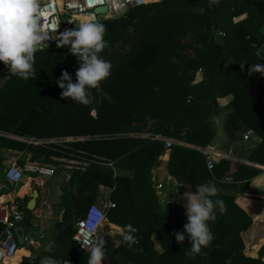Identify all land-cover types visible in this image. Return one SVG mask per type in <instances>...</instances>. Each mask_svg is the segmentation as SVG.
Listing matches in <instances>:
<instances>
[{
	"label": "trees",
	"instance_id": "1",
	"mask_svg": "<svg viewBox=\"0 0 264 264\" xmlns=\"http://www.w3.org/2000/svg\"><path fill=\"white\" fill-rule=\"evenodd\" d=\"M207 4L208 0H161L132 8L121 18L100 20L107 28V47L100 55L111 62L112 70L90 90L88 106L61 98L57 80L67 71L75 83L79 62L67 46L57 48L56 43L35 53L34 78L25 81L12 75L0 86V120L16 128L31 116L25 133L40 143L26 146L36 162L84 165L83 171L72 173L70 184L85 198L74 206V191L66 190L63 223L75 224L101 185L112 189L109 201L115 205L107 211V220L123 229L126 225L138 229L135 251L122 241L114 249L105 240L103 264H121L123 258V263L199 264L205 254L209 264H264L260 259L264 207L260 203L255 220L236 202L237 193L264 202V171L225 160L209 171L203 153L196 150L214 138L209 119L222 112L216 100L231 95L232 109L222 128L230 141L238 132L252 130L260 143L248 161L264 166V76L249 75L252 64H264L260 51L264 37L259 32L264 4L257 0H220L214 8ZM241 8L246 17L235 23ZM130 133L161 135L189 145L170 149L164 165L167 174L194 193L197 185L215 183L218 195L212 199L223 200L227 211L217 212L215 222H210L215 238L194 259L185 256L190 250L187 234L182 243L175 240L187 218L179 206H160L151 180V170L162 165L163 143L126 136ZM125 171L130 175L124 176ZM224 175L234 183L219 182ZM73 224L60 231L65 240L58 253L73 264H87L86 254L72 240ZM41 255L46 253L36 263Z\"/></svg>",
	"mask_w": 264,
	"mask_h": 264
},
{
	"label": "crops",
	"instance_id": "2",
	"mask_svg": "<svg viewBox=\"0 0 264 264\" xmlns=\"http://www.w3.org/2000/svg\"><path fill=\"white\" fill-rule=\"evenodd\" d=\"M159 1L156 0L155 2ZM232 1L233 0H227V2L229 3ZM257 1L264 4V0ZM239 11H242V13L233 18V22L235 23L243 20L246 17V13L243 11V8L239 9ZM259 32L264 37V23L260 27ZM219 33L220 32H218V35ZM260 51L264 55V47H262ZM232 100L233 97L231 95L221 97L216 100L222 112H220L219 115L213 117V120L217 123L216 126L213 125L215 135L212 142L207 145L205 149L211 151H219L221 153L227 151L228 149H232L238 156V158L243 162L242 164L252 166L264 171V166L248 161L249 154L260 143V139L256 137L254 132L248 140L249 142L247 141L248 143H246L242 139V135L246 130L238 132V138L231 141L228 139L224 130H222L224 116L228 114L232 109ZM1 109L2 107L0 105V111ZM30 122L31 116H27L26 119L22 120L16 128H9L2 120H0V219L3 218L4 210L7 206H10V204L15 201H20L24 209L26 208L28 201L31 200L33 191L38 192V198L36 200L34 209L31 211L27 210L29 211V214L24 211V221L19 224V226L23 228L25 233L24 244H17L18 251H20L19 257H16L10 261H6V263L3 262V264H22V260L23 264H41L42 260L48 256H51L61 262L68 260L67 258L62 257L63 253H58L60 243L63 239L65 240V238L60 234V231H63L67 227V225L73 224L72 221H70L69 223H63L64 213L66 209H68V204L66 203V201H64V198L66 197L65 192L67 189H72L76 196L75 200L78 197L82 198L80 203L85 198V196L80 195L79 189L77 187L70 184L72 173L75 170L83 171L84 165L77 162L63 161L64 165L55 166L38 163L35 161L34 153H32V151L28 149L26 145L38 144L40 143V141L35 140L25 133L26 128ZM126 136L131 138L151 139L154 136L159 135L130 133ZM196 150L199 151L198 148H196ZM169 154L170 150L162 151L159 157V161L162 162V165L154 167L151 170V180L154 183L156 194L160 196V206L164 209L179 206L182 209L183 216L187 218L185 214L186 210L184 207L187 201L184 199V193L189 191H191L192 193L194 192L190 186L178 183L173 177L167 174L164 165L169 158ZM13 161H16L20 166H23L25 164L37 163L53 168L59 167L61 170H59V172L55 169V175L52 178L28 173L23 176L18 184H16L15 186H10L4 180V172L8 165ZM107 166L110 167L109 165ZM110 168L112 169V167ZM123 173L124 176H127L128 174L130 175V172L128 171H125ZM53 180H55V182ZM259 183L260 181L257 182V184ZM257 184L255 183V185ZM252 189H254V187H252ZM111 191V188L100 185L98 187L95 200L92 204L103 207L106 201H109ZM227 193L234 194L233 191ZM243 194H236V202L240 206H242L249 213V215L252 216L253 219L257 220L255 214L260 210L261 204L262 207H264V202H255L248 199L246 193ZM77 205L74 204V206ZM89 206L90 205L88 204L85 205L82 209L83 212H86ZM72 226L74 229V224ZM122 230L123 228L116 226L106 220V222L103 224L102 229L100 230V238L113 243L115 249L122 241ZM2 231L3 227L0 222V236L2 234ZM260 236L262 238L260 245H263L264 233ZM43 253H46V256L41 255V260L36 263V261H38L39 259L37 257ZM260 259L264 263V253L262 254ZM123 261L124 258L121 264H140L139 262L123 263ZM199 264H209L208 254H205L202 257Z\"/></svg>",
	"mask_w": 264,
	"mask_h": 264
},
{
	"label": "clouds",
	"instance_id": "3",
	"mask_svg": "<svg viewBox=\"0 0 264 264\" xmlns=\"http://www.w3.org/2000/svg\"><path fill=\"white\" fill-rule=\"evenodd\" d=\"M46 0H0V62L8 72L22 80L35 77V53L48 47V41L55 39L56 46H67L69 52L79 62L75 72V83L67 71H63L57 80L62 89L61 98L70 99L83 106L92 103L91 91L111 75V62L102 58L100 53L107 47L104 39L106 26L98 20H81L74 29H66L53 37L58 23L49 22L48 13L44 7ZM100 0H87L92 7ZM220 0H208L207 6L214 8ZM259 56V52L257 53ZM264 59V57H261ZM244 64H241V68ZM260 73L264 76V64H252L249 75ZM218 195V189L213 181L197 185L195 193H184L187 203V222L183 225V232L175 233L176 242L182 243L187 234L190 250L185 252L187 258L194 259L202 253V249L209 247L214 240V234L209 224L214 223L217 212L224 214L227 209L223 200L212 197ZM138 231L131 225H126L121 232L122 242L130 250L135 251L133 245L138 243L135 233ZM157 251L164 254L163 248L157 243ZM106 252V241L97 239L90 244L87 264H103ZM41 264H60L51 256L45 257Z\"/></svg>",
	"mask_w": 264,
	"mask_h": 264
},
{
	"label": "built area",
	"instance_id": "4",
	"mask_svg": "<svg viewBox=\"0 0 264 264\" xmlns=\"http://www.w3.org/2000/svg\"><path fill=\"white\" fill-rule=\"evenodd\" d=\"M154 2L155 1L152 0H100V2L89 7L87 0H46L44 7L48 13V21L58 23L57 30L50 33V35L55 37L63 32L65 28L73 29V25L79 22L74 20L73 17L75 15L85 16L91 20L98 21L109 18H121L132 8L146 6ZM99 7H106L107 12L96 15L94 10ZM220 36L223 37V34L220 33ZM54 43H56L55 39L48 41L47 48L51 47ZM252 135V130H246L242 135L243 141L247 142ZM151 139L161 141L164 150H170L175 145L182 146V142L160 135L154 136ZM199 151L203 153L206 167L209 171H212L221 160L243 163L232 149H228L222 153L219 151L206 150L205 148H199ZM108 165L112 167L111 164ZM28 173L52 178L55 175V168L37 163L20 166L16 161H13L4 172V180L10 186H15L21 181L23 176ZM219 182L231 185L234 183V180L231 176L224 175ZM114 207V203L110 201H106L103 207L91 204L85 214L75 222V232L72 236V240L77 248L86 254L87 259L90 251V244L100 238V230L107 220V211ZM24 217L25 213L20 201H15L5 208L4 216L0 219L1 224L4 226V230L0 236V264H3L5 260L15 256L18 252L14 228L24 221ZM62 264H73V262L66 260Z\"/></svg>",
	"mask_w": 264,
	"mask_h": 264
},
{
	"label": "water",
	"instance_id": "5",
	"mask_svg": "<svg viewBox=\"0 0 264 264\" xmlns=\"http://www.w3.org/2000/svg\"><path fill=\"white\" fill-rule=\"evenodd\" d=\"M107 12V9L106 7H99V8H96L94 10V13L96 15H99V14H102V13H106ZM76 27V24L73 25V29ZM38 198V192L37 191H33V194H32V198L30 201H28L27 203V210L31 211L34 209L35 207V204H36V200ZM81 197H78L75 201H74V204L77 205L78 203H80L81 201ZM14 235H15V239H16V242L18 245H23L24 244V239H25V233H24V230L21 226H17L14 228Z\"/></svg>",
	"mask_w": 264,
	"mask_h": 264
},
{
	"label": "rangeland",
	"instance_id": "6",
	"mask_svg": "<svg viewBox=\"0 0 264 264\" xmlns=\"http://www.w3.org/2000/svg\"><path fill=\"white\" fill-rule=\"evenodd\" d=\"M114 19H116V18H109V19H104V20H114ZM67 29H69V28H67ZM114 29V28H113ZM65 30H66V28H65ZM64 31V30H63ZM10 76H12V74L11 73H9L8 72V70H7V68L5 67V66H2V65H0V86L3 84V82L7 79V78H9ZM210 119H211V121H210ZM209 119V122H210V124L209 125H214V126H216V121H214L213 120V117L212 118H210ZM223 127V126H222ZM222 130H223V128H222ZM249 142V141H248ZM248 142H246V143H248ZM182 146H189V145H187V144H185V143H182ZM199 149V148H198ZM236 151V150H235ZM235 153V152H234ZM56 170H61L59 167H56L55 168ZM60 172V171H59ZM59 175V174H58ZM59 178H61V177H59ZM54 182H55V180H53Z\"/></svg>",
	"mask_w": 264,
	"mask_h": 264
},
{
	"label": "bare ground",
	"instance_id": "7",
	"mask_svg": "<svg viewBox=\"0 0 264 264\" xmlns=\"http://www.w3.org/2000/svg\"><path fill=\"white\" fill-rule=\"evenodd\" d=\"M152 1H156V0H152ZM159 1V0H158ZM74 20H76V21H81V20H90L88 17H85V16H80V15H75L74 17ZM14 258V256L12 257V258H10V259H7V260H5V263H6V261H10L11 259H13Z\"/></svg>",
	"mask_w": 264,
	"mask_h": 264
}]
</instances>
